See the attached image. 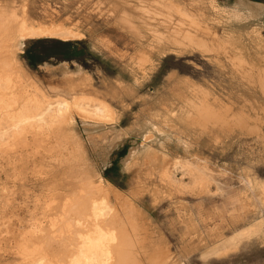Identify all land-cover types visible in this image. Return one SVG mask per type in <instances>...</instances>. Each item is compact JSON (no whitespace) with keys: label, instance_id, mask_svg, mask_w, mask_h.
<instances>
[{"label":"rangeland","instance_id":"374dc122","mask_svg":"<svg viewBox=\"0 0 264 264\" xmlns=\"http://www.w3.org/2000/svg\"><path fill=\"white\" fill-rule=\"evenodd\" d=\"M4 9L0 76L18 95L1 88L0 131L14 98L101 104L109 117L75 108L48 133L26 125L0 142V264H38L21 257L36 249L25 239L43 216L36 203L78 180L110 190L97 199L118 217L119 263L264 264V0H0ZM22 26L79 38L18 46ZM35 42L66 55L32 66Z\"/></svg>","mask_w":264,"mask_h":264},{"label":"bare ground","instance_id":"6f19581e","mask_svg":"<svg viewBox=\"0 0 264 264\" xmlns=\"http://www.w3.org/2000/svg\"><path fill=\"white\" fill-rule=\"evenodd\" d=\"M243 8L245 7L243 6ZM248 12L251 13L250 11ZM258 14H260V11ZM11 21V17L4 9L0 14V31H8V34L11 33V28L7 26L8 24L10 25ZM19 33L20 35H18V46L21 45L25 37L35 39L44 36H57V38L61 37L64 40L79 38V36L73 31L57 28L35 30L22 26ZM4 38H2V40H4ZM11 58L14 59V56ZM7 71V68L4 69V72ZM10 83H13L12 80ZM16 87L17 86L14 83L9 86L8 83L3 82L2 76H0V92H2L1 88H4L5 90L9 89L11 94L18 95V93H15L14 91ZM3 94L4 93H0L1 96ZM6 95L7 92L3 96ZM9 95L10 94L8 93V96ZM1 98L5 99L3 97ZM9 98L12 97L9 96ZM6 99L5 101H7L8 103L10 100ZM13 100L10 101L11 103H8L9 105L11 104L10 107L13 110V113H11V118L9 119L8 117V119L10 120V125L9 127H6L2 131H0V142L6 141V139L11 134L10 131L15 132V135H19L22 137L25 134L22 133V131L26 125L36 127L38 131L48 133L47 131L50 129L52 124L63 123V121L75 108L85 113L86 116L89 115L90 120L91 118H93L95 120L104 121L109 117L106 107L101 104H91L87 102H75L76 104H72L66 100L49 103H39L38 101H35L34 106L26 103V105L21 108L20 106L18 107V99L14 101ZM78 114L80 115V112ZM69 121L71 123V120ZM65 130L66 128L64 129V131ZM64 131L63 134H65ZM62 181H64L66 184L74 183V185L71 189L69 188L70 191L66 194L67 196H64V194H60L59 191L55 192V190H52V192H55L51 193L53 197H50L52 198H49L47 200L43 198L44 200L40 201L39 199V201H37L36 209H41L43 211V216L41 215L42 219H49V221H47L46 225H44L42 219L34 216L32 217L31 224L29 225V227H31V231L29 233H26L27 235L25 239L27 238V242L28 239L29 241L34 242L36 244V249L32 250L31 252H23L21 257H26L29 259L33 258L34 260H37L38 264H101V262L103 264L104 260L109 262L112 256H120L121 252L118 253L117 251L119 248H117V246H119L120 244L118 243L119 245H117L116 242L119 241L118 234H116L117 232L115 233V226L117 225L116 221L118 217L117 215L110 216V210L107 208L104 200L97 199L98 195L109 196V188H105L104 185L96 186V192L91 193L89 192V188H92L91 185L85 184L83 180L74 181L73 183H70L72 181L69 182L68 179H63ZM60 189L61 188H59V190ZM51 253H53V256L62 255V258L59 257V259H57L56 261H53L52 259L50 260L48 258L49 254ZM116 257L114 260L115 264H122L119 263V257L117 259ZM111 260L110 261L113 262V259ZM120 261L123 262L122 259Z\"/></svg>","mask_w":264,"mask_h":264},{"label":"trees","instance_id":"16d2710c","mask_svg":"<svg viewBox=\"0 0 264 264\" xmlns=\"http://www.w3.org/2000/svg\"><path fill=\"white\" fill-rule=\"evenodd\" d=\"M40 44V42H35L32 44L31 47H29V49H27L26 51V58L28 60V62L30 63V65L32 66H36L39 65L41 63H43L45 61L46 58H48V56L50 54H62V55H66L64 53H50V52H42L41 50H38V45ZM63 46H65V50L67 51V44L63 43Z\"/></svg>","mask_w":264,"mask_h":264},{"label":"crops","instance_id":"0c3cea01","mask_svg":"<svg viewBox=\"0 0 264 264\" xmlns=\"http://www.w3.org/2000/svg\"><path fill=\"white\" fill-rule=\"evenodd\" d=\"M243 5H246V4L243 3ZM247 6H248V5H247Z\"/></svg>","mask_w":264,"mask_h":264}]
</instances>
